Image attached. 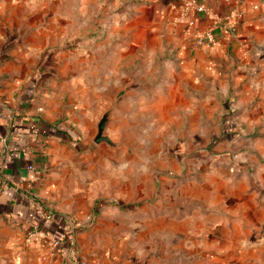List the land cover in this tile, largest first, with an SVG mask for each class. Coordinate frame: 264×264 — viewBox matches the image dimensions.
Returning <instances> with one entry per match:
<instances>
[{
  "label": "crops",
  "instance_id": "1",
  "mask_svg": "<svg viewBox=\"0 0 264 264\" xmlns=\"http://www.w3.org/2000/svg\"><path fill=\"white\" fill-rule=\"evenodd\" d=\"M184 1L0 0V264L138 259L121 247L129 237L140 238V222L130 221L106 196L109 175L100 169L101 154L79 150L60 128L92 126V117L80 113L85 106L77 101V88L68 92L62 79L63 64L83 61L67 49L83 44L89 5L97 16L93 57L99 56L100 8L122 5L124 14L133 9L147 15L169 37L192 77L216 82L238 142L225 156L251 169L256 181L249 190L243 186L250 194L242 196L245 210L234 217L159 215L157 235L173 236L190 256L165 264H264V0H199L208 10L192 12L191 34L185 32ZM209 28L216 43L200 40ZM39 203L52 209L51 219Z\"/></svg>",
  "mask_w": 264,
  "mask_h": 264
},
{
  "label": "rangeland",
  "instance_id": "2",
  "mask_svg": "<svg viewBox=\"0 0 264 264\" xmlns=\"http://www.w3.org/2000/svg\"><path fill=\"white\" fill-rule=\"evenodd\" d=\"M122 7L100 8L99 56H92L91 25L97 16L91 5L84 16L90 30L83 33V44L68 46L83 61L63 64L62 79L68 92L77 88V101L85 106L79 112L92 117L90 128H71L84 141L79 150L101 154L100 169L109 175L104 192L111 203L130 221L140 222V238L129 237L121 247L137 254L133 264L171 263L173 257L187 262V247L175 246L178 240L171 235H157L155 219L162 214L182 219L194 211H200L197 218L210 213L234 217L245 210L242 196L250 194L243 186L256 181L251 169L225 156L236 151L238 142L235 128L223 133L226 111L216 82L192 77L169 37L158 33L147 15L133 9L124 14ZM114 102L106 131L122 143H96L97 122ZM145 220L153 223L146 227Z\"/></svg>",
  "mask_w": 264,
  "mask_h": 264
},
{
  "label": "built area",
  "instance_id": "3",
  "mask_svg": "<svg viewBox=\"0 0 264 264\" xmlns=\"http://www.w3.org/2000/svg\"><path fill=\"white\" fill-rule=\"evenodd\" d=\"M182 10H183L182 16L187 18V26L185 32L191 34L193 33V28L195 25V17L192 15V12L196 10L198 11L208 10V8L203 2L199 0H185L183 2ZM199 37L201 38L200 40L206 39L212 43H216V36L212 28L203 30L200 33ZM39 209L42 211V215L46 219H51L53 217L52 209L49 206L45 205L44 203H39ZM59 242L60 241L56 240L54 244H58ZM73 264H88V263L83 259L81 260L79 259V260H75Z\"/></svg>",
  "mask_w": 264,
  "mask_h": 264
},
{
  "label": "water",
  "instance_id": "4",
  "mask_svg": "<svg viewBox=\"0 0 264 264\" xmlns=\"http://www.w3.org/2000/svg\"><path fill=\"white\" fill-rule=\"evenodd\" d=\"M116 103L114 102L110 107H108L102 116L99 118L97 122V132L93 137V141L96 143L106 142L110 146H118L122 143V141L113 140L110 135L107 133L106 128L110 120V115L115 107Z\"/></svg>",
  "mask_w": 264,
  "mask_h": 264
},
{
  "label": "trees",
  "instance_id": "5",
  "mask_svg": "<svg viewBox=\"0 0 264 264\" xmlns=\"http://www.w3.org/2000/svg\"><path fill=\"white\" fill-rule=\"evenodd\" d=\"M227 107H228V110H229V111L226 112V114H225V118H224V120H223V133H224L225 135L228 134L229 129H232V126H231V119H230V115H229V114L231 113V111H230V107H229V106H227ZM228 115H229V116H228ZM66 126H67L66 124H65V125H61L60 128L69 134V136L71 137L70 140L73 142V145H75V146H79V145H80V142H81V137H80V135L77 134V132H76L74 129H72L71 127H66ZM98 208H99V207L96 208V212L99 211Z\"/></svg>",
  "mask_w": 264,
  "mask_h": 264
}]
</instances>
